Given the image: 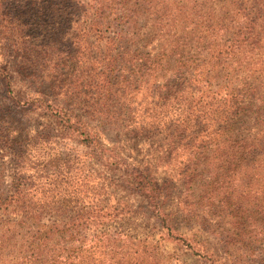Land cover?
I'll return each instance as SVG.
<instances>
[{
	"label": "trees",
	"instance_id": "obj_1",
	"mask_svg": "<svg viewBox=\"0 0 264 264\" xmlns=\"http://www.w3.org/2000/svg\"><path fill=\"white\" fill-rule=\"evenodd\" d=\"M165 242L264 264V0H0V264H187Z\"/></svg>",
	"mask_w": 264,
	"mask_h": 264
},
{
	"label": "rangeland",
	"instance_id": "obj_2",
	"mask_svg": "<svg viewBox=\"0 0 264 264\" xmlns=\"http://www.w3.org/2000/svg\"><path fill=\"white\" fill-rule=\"evenodd\" d=\"M18 87L20 85L18 84ZM173 185V195H176L180 188L176 185V183ZM112 191V198L115 200L122 199L126 200L131 205H137L139 203V196L135 195L131 191L126 190L125 188H121L120 185H114L111 189ZM172 206V203H168V208ZM156 220L152 218L148 212H146L143 208L137 210L134 214L131 216H128L122 223H120L121 227L130 230L133 233L143 234L146 231H148L149 227L155 223ZM119 226V224H117ZM162 249L167 252H171L175 254L176 256L179 255L181 259H183L187 264H209L208 262L204 263V261H199L197 256L191 255L189 251H187L184 247H181L178 244H173L170 242H165L163 245H161Z\"/></svg>",
	"mask_w": 264,
	"mask_h": 264
}]
</instances>
